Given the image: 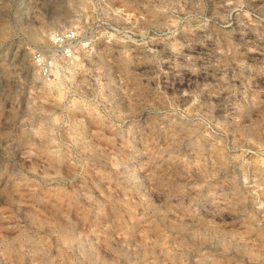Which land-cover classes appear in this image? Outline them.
Here are the masks:
<instances>
[{
    "label": "rangeland",
    "instance_id": "rangeland-1",
    "mask_svg": "<svg viewBox=\"0 0 264 264\" xmlns=\"http://www.w3.org/2000/svg\"><path fill=\"white\" fill-rule=\"evenodd\" d=\"M0 264H264V0H0Z\"/></svg>",
    "mask_w": 264,
    "mask_h": 264
}]
</instances>
